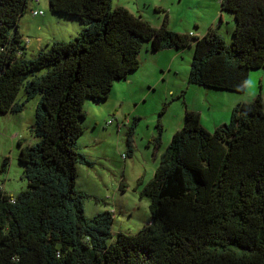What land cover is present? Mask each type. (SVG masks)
<instances>
[{
	"label": "trees",
	"instance_id": "16d2710c",
	"mask_svg": "<svg viewBox=\"0 0 264 264\" xmlns=\"http://www.w3.org/2000/svg\"><path fill=\"white\" fill-rule=\"evenodd\" d=\"M28 2L0 0V113L22 110L21 89L27 100L40 96L31 127L39 139L19 141L26 188L11 195L0 184V264H264L261 91L213 131L199 111L185 109L143 188L151 216L137 232L109 242L113 213L87 217L83 199L93 195L76 188L78 163H90L77 141L85 101L106 99L140 67L147 44H193L188 83L244 91L249 72L264 69V0H220L235 21L229 42L213 27L202 36L172 31L167 14L154 26L112 0H48L83 27L30 59L18 26Z\"/></svg>",
	"mask_w": 264,
	"mask_h": 264
},
{
	"label": "rangeland",
	"instance_id": "374dc122",
	"mask_svg": "<svg viewBox=\"0 0 264 264\" xmlns=\"http://www.w3.org/2000/svg\"><path fill=\"white\" fill-rule=\"evenodd\" d=\"M112 6H124L141 14L154 26L161 25L167 14L166 25L175 32L194 31L202 36L213 27L227 42L235 25L233 14L221 9L220 0H112ZM32 9L44 13L34 15ZM18 26L26 45L23 55L30 59L40 49H47L53 39L72 38L83 23L77 16L50 10L48 0H29ZM171 50L176 54L174 60H170L167 51L161 52L164 68L147 64L142 52L141 66L130 75V80L115 81L106 99H87L83 105L84 129L77 141L90 163H78L76 188L93 195L83 199L87 217L105 210L113 213L109 242L119 232H137L149 221L150 199L142 191L170 143L171 129L179 121L181 126L184 123L185 109L194 103L203 106L205 124L224 107L220 97L214 96L215 90L187 81L194 46ZM259 91L264 100L263 68L251 70L245 90L235 93L250 101ZM207 96L216 99L212 101L214 108L206 101ZM39 97L36 94L27 100L21 89L17 101L23 104L22 110L0 113V184L11 195L27 185L24 164L18 159L19 141L35 144L39 139L31 129ZM161 127L163 140L169 139V143L162 145L153 137Z\"/></svg>",
	"mask_w": 264,
	"mask_h": 264
},
{
	"label": "crops",
	"instance_id": "0c3cea01",
	"mask_svg": "<svg viewBox=\"0 0 264 264\" xmlns=\"http://www.w3.org/2000/svg\"><path fill=\"white\" fill-rule=\"evenodd\" d=\"M189 32H192L193 34L195 35H198L196 32L194 31H189ZM54 40V39H53ZM193 44H191L190 46H192ZM26 46V45H25ZM171 49H176V48H166V49H163V50H159V51H152L149 44H147L145 47H144V50L142 52H145L144 56L146 58H144L145 61H147V64L149 62V64L151 65H154V66H159L160 68H164V65L161 64V52L162 51H167V53L169 54V58L170 60H174L176 54L172 52ZM141 52V53H142ZM167 54V55H168ZM141 56V54H140ZM171 62V61H170ZM141 66V65H140ZM169 66V70L171 69L172 67V63L168 65ZM140 68V67H139ZM138 68V69H139ZM137 69V70H138ZM133 71L134 73L137 71ZM133 72L129 73L128 76L125 78V80H130V75L133 74ZM192 85H196V84H192ZM114 86V84H113ZM200 86V85H198ZM200 87H203V86H200ZM207 88V87H205ZM208 89H212V88H208ZM215 90V94L214 96L217 98V97H220V101L223 102V109H220L221 111L217 112L213 117H209V119L206 121L207 123H203V110H204V107H198L196 105V103H194L193 106H189L188 109H192V110H196V111H199L200 113V116H201V123L203 124V126L208 129V130H213L215 129L217 126H219L220 124L224 123V122H227L228 121V118H230V115H231V111L233 109L234 106H236L237 104L239 103H242V102H249L248 100H246V98L244 96H241L239 94H236L235 92L237 91H229V90H223V89H213ZM230 93V94H229ZM239 93V92H237ZM223 94L225 96H223ZM255 97V96H254ZM253 97V98H254ZM216 99H209V97L207 96L206 97V101L208 102V104L210 105V107L214 108L213 106V102H215ZM251 101V100H250ZM188 105H189V102H188ZM183 125V124H182ZM181 127V122L179 121L177 123V126L174 127L173 129H171V132L172 134L174 133V131H176L177 129H179ZM157 136L154 135V140L157 142V140L155 139V137ZM172 136V135H171ZM161 139H160V142H161V145L168 142L169 143V139L165 142L163 140V133H161ZM168 137V136H167ZM89 194V193H88Z\"/></svg>",
	"mask_w": 264,
	"mask_h": 264
},
{
	"label": "built area",
	"instance_id": "2783aa9c",
	"mask_svg": "<svg viewBox=\"0 0 264 264\" xmlns=\"http://www.w3.org/2000/svg\"><path fill=\"white\" fill-rule=\"evenodd\" d=\"M32 13L34 15H42L44 13V11L43 10L32 9Z\"/></svg>",
	"mask_w": 264,
	"mask_h": 264
}]
</instances>
